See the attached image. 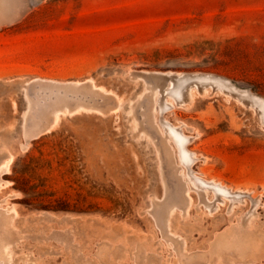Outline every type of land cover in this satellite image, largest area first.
<instances>
[{
	"label": "rangeland",
	"instance_id": "374dc122",
	"mask_svg": "<svg viewBox=\"0 0 264 264\" xmlns=\"http://www.w3.org/2000/svg\"><path fill=\"white\" fill-rule=\"evenodd\" d=\"M263 107L264 0H0V264H264Z\"/></svg>",
	"mask_w": 264,
	"mask_h": 264
},
{
	"label": "bare ground",
	"instance_id": "6f19581e",
	"mask_svg": "<svg viewBox=\"0 0 264 264\" xmlns=\"http://www.w3.org/2000/svg\"><path fill=\"white\" fill-rule=\"evenodd\" d=\"M178 84H184V81H179ZM262 111H263V113H264V107L262 108Z\"/></svg>",
	"mask_w": 264,
	"mask_h": 264
}]
</instances>
